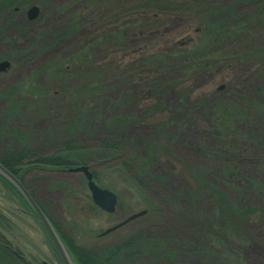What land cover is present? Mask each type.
I'll return each instance as SVG.
<instances>
[{
    "label": "trees",
    "instance_id": "1",
    "mask_svg": "<svg viewBox=\"0 0 264 264\" xmlns=\"http://www.w3.org/2000/svg\"><path fill=\"white\" fill-rule=\"evenodd\" d=\"M73 1L79 5L74 24L96 21L99 24V36H89L90 40L86 39L88 36L84 38L87 41L83 47H73V54L65 61L58 59L53 67L60 75H65L63 73L67 66L71 69L79 66L86 71L94 69L95 79L87 77L79 85L67 83L69 91L66 95L74 98L71 114L67 111L64 114L55 113L56 105L52 106L49 101L39 98L41 93L34 90L31 79L7 85L1 82L0 122L7 129L0 130L1 137L5 139L0 140L7 144L0 148V163L23 183L61 237L76 264H139L148 254L157 257V261L166 257L170 259L181 251L177 246L180 235L173 231L170 232L169 239L167 236V240L162 237L152 239L147 232L139 230L126 240L95 249L79 244L73 236L62 231V222L54 219L35 198L33 191L25 185L21 174L25 170L23 165L69 169L82 164L99 166L100 163L113 160L108 167L112 175H120L121 182L126 180L135 191L147 193L154 186L151 184L153 180L157 183L155 186L167 184L166 174L155 173L154 167L157 162L162 161L173 170L174 165L169 158L171 153L163 144L168 137H175L179 128L188 124L195 128L202 139L219 138L224 143L214 145L213 153L204 155L203 161L185 169L186 186L189 189L186 195L190 204L203 195L202 185L209 186L205 177L209 174V164L213 161L222 164V180L244 179L255 195L264 194L263 184L251 178L246 179L242 173L243 167L237 166L232 157L244 151L242 146L245 143L257 148L263 139L254 126L262 127L264 124V0ZM15 2L18 3V0H0V8H11ZM132 19L141 22L153 19L157 25L165 27L164 33L155 28L141 27L140 33L148 36L150 42L137 48H128L123 43L118 46L109 44L115 35L122 34L119 38L123 37ZM109 23L112 25L108 26ZM189 31H192V38L188 36ZM0 34L2 35V31ZM162 34L165 35L166 46H160ZM99 53H114L118 55L117 60L112 63L104 62L105 57L100 58ZM95 56L98 57L96 61ZM243 59L256 66L255 72L263 71V77L254 86L256 95L253 97L228 93L207 102V97H202L203 92L196 93L191 99L187 115L180 117L175 108L169 106L163 96L158 94L159 89L170 85L181 90V98L185 99L189 97L187 94L190 95L188 85L197 74L217 69L223 78L229 79L234 73L231 70L238 63L235 61H244ZM7 71L1 74H7ZM245 73L246 70L242 78L252 77ZM236 90L242 92L237 88ZM20 97H23L22 101L19 100ZM132 97L136 100V105L132 104L130 107ZM42 103L53 121L46 133L35 135L32 126L29 132L9 128L13 120L30 117L23 115V110L28 115L33 111L31 105L34 107ZM243 122L248 123L247 130L237 131V126ZM142 125H149L152 134L132 139L130 131L135 133V128ZM35 140L44 141L45 147L48 146L50 150L38 152L32 147ZM13 143L16 146L10 147ZM160 147L164 148L168 156L160 151ZM37 152L38 156L30 160L28 153H34V156ZM85 152H95L96 158L88 159ZM228 153L231 155H226ZM91 173L93 179L100 183V173ZM0 181L27 205L7 179L0 175ZM210 190L214 194L215 203L209 215L203 212L197 215L189 208L181 215V221L190 222L195 227L194 235L202 241L197 244V241L188 240L192 242V252L189 254L211 256L210 260L214 259L218 264H247L242 255L233 249L234 240L227 236V232L235 224L262 220L264 213H259L253 207L238 206L235 200L231 201L214 185L210 186ZM241 192L239 190L237 193L238 197ZM173 196L176 195L173 194L170 198H174ZM178 202L177 200L176 203ZM147 209L144 206L142 210L147 212ZM155 249H160L159 253ZM148 260L150 263L152 259ZM58 261L62 264L59 258ZM0 264H21L9 246L5 247L1 236Z\"/></svg>",
    "mask_w": 264,
    "mask_h": 264
},
{
    "label": "rangeland",
    "instance_id": "2",
    "mask_svg": "<svg viewBox=\"0 0 264 264\" xmlns=\"http://www.w3.org/2000/svg\"><path fill=\"white\" fill-rule=\"evenodd\" d=\"M32 5L37 6L38 12L35 18L29 19L27 11ZM78 8V2L73 0H18V3L15 2L11 8H0V31H2V35L0 34V57L2 58L0 60L7 59L12 64L7 74L0 73V83L2 82L4 85L15 84L23 82L25 79H31L34 90L41 93L39 98L42 97V100L49 101L52 106L56 105L55 113L64 114L67 111L71 114L74 98L66 95V92L69 91L67 83L79 85L87 77L95 79L94 69L86 71L81 70L82 68L79 66L74 69L67 66L66 72L63 73L67 75L65 76L55 71L53 63L57 62L58 59L62 62L69 58L75 51L73 47H83L86 39L90 40L89 36L93 38L99 36V24L96 21L74 24L76 19L74 16H76ZM147 16L149 17V15ZM147 20L141 22L132 19L124 31L123 37L119 38L122 34H117L114 36L115 41L110 40L109 44L118 46L123 43L128 48H137L150 42L148 36L140 33L141 27L155 28L164 33L165 27H162L163 25H157L153 19ZM111 25L112 23L108 24V26ZM173 29L175 28L173 27ZM132 32L133 34H131ZM87 36L88 38H86ZM188 36L192 38V31H189ZM8 37L11 39L8 40ZM84 38L86 39L83 40ZM164 39L165 35L162 34L160 46H166L167 43ZM98 56L100 58L105 57L104 62L112 63V61L117 60L118 55L99 53ZM94 60H98V57L95 56ZM243 60L235 61L238 63L231 70L234 73L229 76V79L223 78L222 73L217 72V69L197 74L188 85L190 86V95L187 94L189 97H185V99L181 98V90L172 88L170 85L159 89L158 94L163 96L169 106L175 108L177 116L180 117L187 115L191 107V99L196 93L201 94L203 92L204 96L202 97H207V102H212L216 97H223L228 93L234 96L253 97L256 95L254 86H257L258 80L263 77V71L255 72L256 66L250 65L248 60ZM244 70L247 72L245 74L252 76L250 79L242 78ZM132 73L134 74V71ZM238 81H240L239 85ZM246 84L248 85L246 86ZM236 88L242 92L237 91ZM58 94H60L59 97ZM180 98L181 103L179 102ZM19 100L22 101L23 97H20ZM132 104L136 105L134 97H132L129 106H133ZM31 107L33 111L28 115L25 113L26 110L22 111L23 115L30 117L22 120L19 117L20 119L13 120L9 127L11 130L19 128L29 132L32 126L35 135H41L48 131L52 119L45 112L44 103L42 105L36 104L34 107L31 105ZM0 120H2L1 116ZM179 120L182 121V119ZM247 124L243 122L237 126V131L239 129L247 130ZM254 128L263 138L261 144L257 148H253L245 143L242 146L244 151L232 157L236 160L237 166L243 167L242 173L246 179L251 178L260 181L264 186V124L262 127L254 126ZM4 129H7V126H3L0 122V130ZM135 129V133L132 130L130 131L131 134L129 133L134 140H137L136 138L141 135L147 137L152 134V128L149 125H142ZM0 139L5 140L1 135ZM1 140L0 148L7 144ZM85 141L87 142V140ZM43 142L35 140L33 143L31 142L32 147L38 152L44 151L48 149V146L45 147ZM15 144L9 146L14 147ZM219 144H224L219 138L218 140L211 137L202 139L191 125L187 124L179 128L177 135L168 137L163 144L171 153L169 158L174 165L173 170H170L162 161L157 162L154 167L155 173L166 174L167 184L162 187L155 186L157 183L153 180L151 184L154 185V188H149L147 193L135 191L126 180L123 179L124 182H121L120 175H112L113 173H110L108 167L113 160L105 164L100 163L99 166L87 164L90 172L98 171L101 175L100 183L93 179L95 183L110 189L117 195L118 201L112 213L104 212L93 204L86 186L85 176L81 171L42 167L40 165L33 168L26 164L23 165L25 170L21 171V174L25 185L33 191L35 198L44 206L46 211L54 219L62 222V231L73 236L79 244L86 248L95 249L103 245L118 243L128 239L139 230L147 232L152 239L162 237L167 240V236L169 239L170 232L173 231L180 235V242L177 246L181 251L176 256L170 259L168 257L158 259L157 261V257L148 254L139 264H150L153 259L155 261L152 264H212L209 263L214 262V259L213 261L210 260L211 256L189 254L192 252L190 250L192 242L197 241V244H201L202 241L201 238L194 235L193 229L195 227L191 226L190 222L181 221L182 212L186 208L197 215L199 212L209 215L215 203L214 194L210 190V186L214 185L221 192H224L231 201L235 200L238 206L253 207L259 213H264V194L255 195L251 192L247 180L235 178H230V181L222 180V164L214 161L209 164L211 170L205 177L209 186H206L207 184L202 185L203 195H200L191 204L187 201L186 194L189 189L186 186L185 169L197 165L200 160L203 161L206 154L213 153L214 145L218 146ZM160 149L164 155L168 156L164 148L160 147ZM38 152L34 156V153H28L29 159L36 158ZM84 154L88 159L96 158L95 152H85ZM226 155L229 156L231 153ZM76 166L80 165L71 167ZM239 190H242L240 197L237 194ZM173 194L176 196L170 198ZM177 200L178 203H176ZM144 206L148 209L143 215L123 222L116 229L103 234L115 222L123 221L131 214L144 209ZM233 226L227 232V236L234 240L232 241L233 249L242 255V259L247 264H264V217L262 220H253V222ZM0 236L4 244L8 241L9 248L15 252L21 264H40L42 260L48 261L50 264H60L58 254L31 208L24 205L15 192L4 186L1 181ZM159 251L160 249L156 252L159 253ZM148 259H152L150 263ZM214 264H218V262H214Z\"/></svg>",
    "mask_w": 264,
    "mask_h": 264
},
{
    "label": "water",
    "instance_id": "3",
    "mask_svg": "<svg viewBox=\"0 0 264 264\" xmlns=\"http://www.w3.org/2000/svg\"><path fill=\"white\" fill-rule=\"evenodd\" d=\"M37 12H38L37 6L32 5L27 11L28 18L29 19L35 18L37 15ZM9 65L10 63L8 60L6 59L0 60V72L6 71ZM69 170L70 171H81L83 173L86 179L87 189L90 192L91 200L97 207H99L101 210L108 212V213H111L115 210L116 203H117L116 194L112 192L110 189L101 187L98 184H96L94 180L92 179V174L90 170L88 169L87 165L71 167L69 168ZM0 175L6 178L23 196L28 206L31 208L36 218L38 219L39 223L41 224V226L43 227V229L49 236L63 264H75L69 252L67 251L65 245L61 241L58 233L56 232V230L54 229V227L48 220L47 216L44 214V212L41 210L38 204L33 200V198L31 197L29 192L26 190L24 185L20 182V180L12 172H10L6 167H4L1 163H0ZM143 213L144 211H139L134 214H131L128 218H126L125 221L138 217L142 215ZM116 227L117 226L109 227L104 231V233H107Z\"/></svg>",
    "mask_w": 264,
    "mask_h": 264
},
{
    "label": "flooded vegetation",
    "instance_id": "4",
    "mask_svg": "<svg viewBox=\"0 0 264 264\" xmlns=\"http://www.w3.org/2000/svg\"><path fill=\"white\" fill-rule=\"evenodd\" d=\"M9 243H8V241L6 242V244H5V247H7V246H9L8 245ZM12 251V250H11ZM13 252V251H12ZM13 253H15V252H13ZM50 264L48 261H44V260H42L41 262H40V264ZM25 264V263H24ZM26 264H31V263H26Z\"/></svg>",
    "mask_w": 264,
    "mask_h": 264
}]
</instances>
